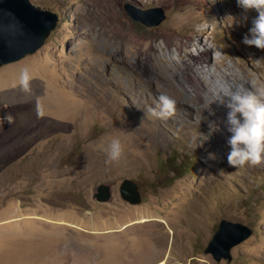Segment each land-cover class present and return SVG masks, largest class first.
<instances>
[{"label": "rangeland", "instance_id": "rangeland-1", "mask_svg": "<svg viewBox=\"0 0 264 264\" xmlns=\"http://www.w3.org/2000/svg\"><path fill=\"white\" fill-rule=\"evenodd\" d=\"M30 1L61 22L0 68V264H264V159L228 165L227 109L215 101L222 87L264 88V49L242 43L255 11L237 0ZM127 6L166 19L147 27ZM162 93L176 101L167 118L148 111ZM126 179L139 205L122 199ZM101 184L108 203L93 199ZM222 220L253 234L218 263L205 249Z\"/></svg>", "mask_w": 264, "mask_h": 264}, {"label": "water", "instance_id": "water-1", "mask_svg": "<svg viewBox=\"0 0 264 264\" xmlns=\"http://www.w3.org/2000/svg\"><path fill=\"white\" fill-rule=\"evenodd\" d=\"M126 12L134 21L147 27H157L166 19L161 9L139 12L127 6ZM60 22L58 14L30 0H0V68L34 55L46 45ZM119 192L122 199L131 205L142 202L139 186L133 180H124ZM112 196L110 184L99 185L93 193V199L98 203H108ZM252 234L253 230L243 224L222 220L205 254L211 255L218 263L231 262L232 249Z\"/></svg>", "mask_w": 264, "mask_h": 264}, {"label": "clouds", "instance_id": "clouds-1", "mask_svg": "<svg viewBox=\"0 0 264 264\" xmlns=\"http://www.w3.org/2000/svg\"><path fill=\"white\" fill-rule=\"evenodd\" d=\"M237 4L245 10L256 12L249 34L242 37V43L264 49V0H237ZM231 18L234 22V18ZM27 82V71L22 70L20 84L27 88ZM216 95L215 101L227 109L224 123L229 133V151L226 156L228 165L236 167L259 164L264 159V88L253 91L243 86L231 89L222 87ZM175 103L172 97L162 93L157 97L156 107H150L148 111L157 117L167 118L172 115ZM212 114L209 111V115ZM206 139L205 135L198 134L197 146ZM105 151L108 160L118 159L121 154L119 139L112 138Z\"/></svg>", "mask_w": 264, "mask_h": 264}, {"label": "bare ground", "instance_id": "bare-ground-1", "mask_svg": "<svg viewBox=\"0 0 264 264\" xmlns=\"http://www.w3.org/2000/svg\"><path fill=\"white\" fill-rule=\"evenodd\" d=\"M256 16V12H255V14H254V16H253V18ZM148 58V59H147ZM148 60H151L150 59V57L149 56H145L142 60H141V63L143 64V65H147V64H150L149 62H148ZM145 63V64H144ZM153 63H155L154 61H153ZM151 70L153 71V72H158V73H160V71H159V67H158V65H157V63L156 64H152L151 65ZM146 74V73H145ZM163 75V74H162ZM165 75H163V77H164ZM168 80V78L165 76V79H164V81H167ZM196 87H197V89H200L199 88V85L196 83ZM173 90H174V92L176 93V94H179V89H177V87H173ZM58 109H62L61 107H59ZM72 113V111H69L68 113H67V115H70ZM221 113L224 115L223 117H225V114H226V112L225 111H223V110H221ZM66 115V116H67ZM55 118V117H54ZM62 120V119H61ZM22 124V123H21ZM148 221V219L147 218H145V219H142L141 221H139V222H147ZM163 237V236H162ZM161 241V240H160ZM161 246H162V243L160 242V248H161ZM160 264H167V261L166 260H162L161 262H160Z\"/></svg>", "mask_w": 264, "mask_h": 264}, {"label": "crops", "instance_id": "crops-1", "mask_svg": "<svg viewBox=\"0 0 264 264\" xmlns=\"http://www.w3.org/2000/svg\"><path fill=\"white\" fill-rule=\"evenodd\" d=\"M68 220H72V221H75V224H72V226H74V227H77L78 228V226H77V221H76V219H50V222L51 223H53V227L56 229V228H58V225H56V224H63V223H67L68 222ZM29 222V221H28ZM33 222V221H32ZM37 221H34V223H36ZM9 224V222H7L6 220H0V231L2 230L1 228H3V227H5V229H6V226ZM68 224H70V223H68Z\"/></svg>", "mask_w": 264, "mask_h": 264}]
</instances>
